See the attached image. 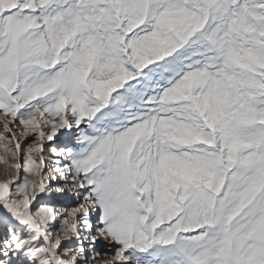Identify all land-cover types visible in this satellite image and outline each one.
Instances as JSON below:
<instances>
[{
  "label": "snow or ice",
  "instance_id": "1",
  "mask_svg": "<svg viewBox=\"0 0 264 264\" xmlns=\"http://www.w3.org/2000/svg\"><path fill=\"white\" fill-rule=\"evenodd\" d=\"M0 264H264V0H0Z\"/></svg>",
  "mask_w": 264,
  "mask_h": 264
},
{
  "label": "rangeland",
  "instance_id": "2",
  "mask_svg": "<svg viewBox=\"0 0 264 264\" xmlns=\"http://www.w3.org/2000/svg\"><path fill=\"white\" fill-rule=\"evenodd\" d=\"M3 170H4V165L2 163H0V179H3Z\"/></svg>",
  "mask_w": 264,
  "mask_h": 264
}]
</instances>
